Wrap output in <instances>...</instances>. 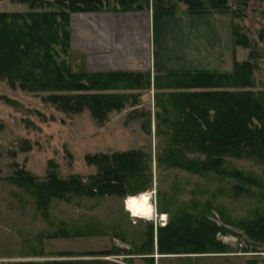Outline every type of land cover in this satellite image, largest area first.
<instances>
[{
	"label": "rangeland",
	"instance_id": "rangeland-1",
	"mask_svg": "<svg viewBox=\"0 0 264 264\" xmlns=\"http://www.w3.org/2000/svg\"><path fill=\"white\" fill-rule=\"evenodd\" d=\"M230 3L225 13L231 17L233 48L227 74L232 73L234 62L250 61L255 66L251 90H264V0ZM170 6L171 2H164L165 8ZM0 11L23 14L28 8L18 0H0ZM235 26L239 27L236 36ZM235 39L247 47L235 44ZM237 47L241 52H236ZM77 58L61 54L58 60L64 59L72 72L81 73L75 66ZM127 93L137 104L131 107L129 103L98 124L87 110L79 114L58 111L44 101L46 93H27L0 79V264H73L89 259L83 256L87 252L111 249L116 255L104 259L113 264H264V244L255 243L244 232L247 222L264 216L263 166L249 159L227 158L228 167L253 180L251 186L239 183L247 193L238 197L232 196L228 179L157 169V149L166 146L155 125L158 92L151 80L149 90ZM132 149L152 157V185L144 193L123 199L71 196L49 202L48 193L39 188L49 182V171L60 179L78 176L86 180L94 175L96 168L85 164L86 155ZM21 170L34 179L33 184L19 182ZM141 195L149 213L133 218L128 198L140 200ZM179 211L188 215L182 221L187 226H196L195 218L211 225L215 229L212 241L218 245H212L213 253L158 255L152 262L159 228ZM160 215H165L164 222Z\"/></svg>",
	"mask_w": 264,
	"mask_h": 264
},
{
	"label": "trees",
	"instance_id": "trees-1",
	"mask_svg": "<svg viewBox=\"0 0 264 264\" xmlns=\"http://www.w3.org/2000/svg\"><path fill=\"white\" fill-rule=\"evenodd\" d=\"M18 1L27 6L28 12L0 11V79L9 87L31 94L46 93L44 101L61 112L79 114L87 110L98 124L129 103L131 107L137 104V99L127 91L151 88L149 73L72 72L64 59L58 60L61 54H68L70 15L107 11V0ZM165 1L173 2L152 0L153 9L170 10L172 6L164 7ZM177 1L193 11L228 9L227 0ZM116 4L119 11L149 9V0H116ZM238 28H233L234 36ZM235 44L247 47V43L237 39ZM254 69L253 63L245 61L234 62L230 74L154 76L153 86L158 92L154 97L156 131L166 142L165 147L157 149V169L228 179L233 197L247 193L239 183L251 186L253 180L228 167L227 158L253 160L264 168V90H251ZM84 161L96 168V173L86 180L78 176L60 179L54 171H49V182L39 187L42 192L46 191L44 194L48 193L49 202L52 198L69 200L71 196L123 199L144 193L152 185V157L142 150L86 155ZM17 178L26 185L34 182L23 170ZM178 213L159 228L157 254L213 253L212 245L217 244L212 241L215 229L199 218H195L196 226H187L182 221L188 215ZM244 232L255 243L263 245L264 216L247 222ZM113 255L116 254L112 249L87 252L83 256L89 259L76 260L73 264H113L104 259ZM150 259L153 262V257Z\"/></svg>",
	"mask_w": 264,
	"mask_h": 264
},
{
	"label": "crops",
	"instance_id": "crops-1",
	"mask_svg": "<svg viewBox=\"0 0 264 264\" xmlns=\"http://www.w3.org/2000/svg\"><path fill=\"white\" fill-rule=\"evenodd\" d=\"M107 1V11L69 17L68 54L78 56L79 71L149 73L151 80L160 74L230 72L228 9L193 11L174 0L170 10L157 11L150 5L119 11L116 0Z\"/></svg>",
	"mask_w": 264,
	"mask_h": 264
},
{
	"label": "bare ground",
	"instance_id": "bare-ground-1",
	"mask_svg": "<svg viewBox=\"0 0 264 264\" xmlns=\"http://www.w3.org/2000/svg\"><path fill=\"white\" fill-rule=\"evenodd\" d=\"M144 197H140V200L135 198H128V212L133 218H145V216L149 213V207L146 202H144ZM160 221H165V216L162 218V215L159 216ZM164 219V220H163Z\"/></svg>",
	"mask_w": 264,
	"mask_h": 264
}]
</instances>
